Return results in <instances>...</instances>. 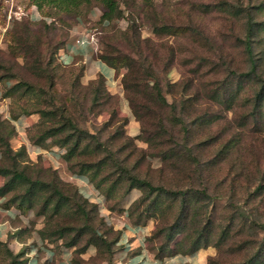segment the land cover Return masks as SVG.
I'll return each mask as SVG.
<instances>
[{
  "label": "rangeland",
  "instance_id": "rangeland-1",
  "mask_svg": "<svg viewBox=\"0 0 264 264\" xmlns=\"http://www.w3.org/2000/svg\"><path fill=\"white\" fill-rule=\"evenodd\" d=\"M115 2L117 9L103 22L102 0H82L71 10L0 0V105L10 115H30L24 132L33 157L27 153L26 161V155L19 156V165L30 176L44 167L41 178L55 168L62 180L76 185L63 158L67 145L53 142L71 133L70 126L44 137L38 145L46 150L31 151L32 139L46 127L63 124L55 107L63 104L64 113L94 135L82 139L74 160H96L111 149L137 176L168 188H186L184 200L168 192L146 197L145 187L127 188L125 173L107 158L97 175L107 174L101 188L89 181L90 197L98 198V216L104 221L97 226L113 229L107 237L125 210L128 222L139 213V223H149L146 246L155 254L182 252L201 231L197 242L213 248L206 264H243L252 256L251 264H264V123L262 116L250 112L257 79L239 74L250 66L243 44L249 19L250 53L264 77V0ZM77 37L88 44L83 56L70 47L79 44ZM112 48L138 58L140 70L130 80L156 77L165 100L148 81L143 89L139 85L132 107L121 82L129 65L121 64L113 68L112 89L103 83L110 95L101 91L94 101L98 72L92 61L98 51ZM41 110L52 112L42 115ZM0 134L6 139L15 134L10 122L4 121ZM186 146L202 161L199 170L191 168ZM0 162L7 165L8 159L3 156ZM9 175L0 174V184ZM201 186L209 196L196 190ZM11 206L16 215L12 227H6L12 233L0 238V264H19L20 257L13 254L26 246L19 241L27 239L64 246L84 258L94 256L96 264H113L94 244L83 246L80 239L65 245L66 236L49 234L46 216L36 212L35 203L28 209ZM103 207L114 210L115 217H107ZM15 232L16 238L11 236Z\"/></svg>",
  "mask_w": 264,
  "mask_h": 264
},
{
  "label": "trees",
  "instance_id": "trees-1",
  "mask_svg": "<svg viewBox=\"0 0 264 264\" xmlns=\"http://www.w3.org/2000/svg\"><path fill=\"white\" fill-rule=\"evenodd\" d=\"M30 1L34 2L39 8H42L43 5L48 4L56 6L59 9L61 8L65 10L77 8L78 5L82 2V0ZM102 1L105 5V8L102 10L100 17L103 22H107L111 16V12L117 9V4L115 0ZM252 26V21L248 19L246 34L245 37H243L244 49L246 51L247 56L249 57L250 66L246 71H243L239 74L254 75L257 79V87L254 90V101L253 105H251L250 112L251 114H257L260 117L262 116V122L264 123V110L261 109L262 104H264V77H262L256 71L257 69L255 65V59L251 56L250 53L249 37L251 36ZM136 44L138 45V43ZM136 53L138 55V47ZM97 57L112 68H117L121 64L129 65L127 71L123 73L121 77V82L123 88L126 90V96L132 107L134 103V94L139 90V85H141V89H143L144 85H146V82L148 81L151 83V86L153 87L156 96L162 101L165 100V98L160 93V86L156 77L148 79L145 78V80H139L137 78L138 76H135L137 79L134 77L131 78L132 80H130V76L132 75V73L140 70L138 68V58H130L128 55L117 51L116 48H112L111 52L109 49L98 51ZM142 69H145V71L143 70L144 72H147L149 70L144 67ZM149 73H151V71H149ZM97 80L98 84L92 88V98L94 101L101 91L104 96L108 97L110 95V93L103 87V83L105 81L102 73H97ZM15 85L16 84L14 83L11 85V87H14ZM4 93L7 94V90L4 91ZM55 107L61 112V115L63 117V124L50 125L46 127L41 133H39L35 138H33L32 141L33 143L41 144V140L44 137L54 135L55 133L62 131L63 127L66 125L70 126L72 128L71 133H67L63 137L54 138L53 142L59 145H67L65 151L63 152V158L67 161L68 168H70L75 175H84L89 181L93 183L94 187L101 188V183L106 180L107 174H103V176L99 178H97V175L102 169V166L105 164L106 159L109 158V160L115 165L116 168L125 173L127 178V188L133 186L145 187L147 192V194H145L146 197H149L152 193H176L180 194L182 200H184V192L186 191V188H168L161 184H153L145 177L137 176L136 174L130 172L128 168L121 163L120 159L117 158V156L114 154V152L111 151V149H106V154L96 158V160H74L73 157L76 153V150L82 146V139L88 135H94L87 131L85 128L78 127L72 117L69 114L64 113L65 106L63 104H56ZM51 112L52 110H41L42 115H46ZM16 115L18 114H12L10 116L15 117ZM111 115H114L113 110L111 112ZM4 121L9 122V120L0 118V127L3 126ZM10 127L12 130H14L13 125L11 123ZM96 142L97 145L102 146L103 144L97 139ZM183 149L185 153L188 154L189 160H191V168L193 170H199L201 168L202 161L198 158V156L192 153L187 146ZM23 154L24 156H27L26 146L24 144H20L17 147L13 148L10 145L8 138H3L0 134V158L6 156V158L8 159L7 165L0 162V174L5 175L10 173V175L0 184V196L3 198L1 201V205L5 208L14 205L18 209H28L32 207V205L35 203L36 212L46 216L45 224L46 227L50 226V230L48 231L49 234H54L55 237L66 236L67 238L64 241L65 245H75V243H78L80 239H83V246L94 244L96 248H102L105 251L106 261H111L112 252L115 248L119 230L114 229L112 235L107 237L106 233L113 230L111 226H107L104 230L99 229V227L97 226V222L104 223V221L102 220V217L98 216L99 208L97 202L89 200L86 195L80 192L76 185L62 180L58 176V173L55 168L47 169L46 178H41L38 176L39 171L44 170V167L42 166L38 168L35 176H30L25 171L24 164L23 166L19 165L18 157H21ZM28 159L29 158L27 156L26 161H30ZM74 167L76 168L74 169ZM118 177L119 176H117L116 178ZM20 182L24 183V186L22 188H19L18 184ZM111 185H113V183H111ZM256 186L257 184L255 185V187ZM196 190L200 191V193L209 196L208 193L204 191V188L202 186L197 187ZM8 191H11V194L5 197V193ZM105 194H108V190L105 191ZM139 218L140 214L138 213L137 216L132 220V223H139ZM262 226H264V224ZM200 234L201 231L197 233L196 238H194L187 246L186 250L182 252L191 251L198 246L201 247L207 245L206 242L201 245L197 242V240H199ZM175 252L176 251H172L170 253ZM13 256L20 257L18 260L19 264L24 263L26 260L25 247L20 248V250L13 254ZM252 257L245 260L243 264H251L253 262L251 261ZM94 258V256L84 258L76 251H74L70 255V261L72 262V264H96L95 262H93ZM230 264L239 263L233 262Z\"/></svg>",
  "mask_w": 264,
  "mask_h": 264
},
{
  "label": "crops",
  "instance_id": "crops-1",
  "mask_svg": "<svg viewBox=\"0 0 264 264\" xmlns=\"http://www.w3.org/2000/svg\"><path fill=\"white\" fill-rule=\"evenodd\" d=\"M75 53L84 55L89 50L88 44L86 42L79 43L76 47L70 46ZM71 57V54L68 55ZM93 71L100 72L104 76V81L109 89H112L113 83V68L107 65L100 59L92 61ZM0 118L9 120L13 125L15 134L18 133V139L14 138V135L8 140L10 145L15 148L20 144L25 146L28 144L25 136V126L30 119L29 114H18L15 117H11L6 109H3L0 105ZM30 143V142H29ZM31 151L34 154H38L46 150L41 145L37 143H31ZM28 149V148H26ZM29 151V149H28ZM30 158L33 155L28 152ZM56 157L57 152L52 151ZM49 159H51L50 155ZM54 160V159H53ZM75 183L80 192L86 195L90 200L94 201L90 196L91 185L87 177L84 175H75ZM2 197L0 196V238H8V231L6 227H12L10 221L15 217L12 207L5 208L1 205ZM97 201L98 198H95ZM103 213L107 217H115L114 210L103 207ZM125 210L122 217L115 219V229L119 230L118 238L115 244V248L112 252V262L113 264H206V256L213 253V248L210 245L198 246L195 249L187 252H175L170 254L158 255L150 251L146 246V235L150 229L149 223H130L125 220ZM4 227V228H2ZM15 227V226H14ZM6 229V230H5ZM9 229V228H8ZM12 233V231H10ZM14 234V235H13ZM11 236L16 238V232ZM26 244L25 246V256L26 260L22 264H72L70 261L71 250L67 247L60 246L55 247L51 243L42 245L39 240L36 243H30L29 239L22 240Z\"/></svg>",
  "mask_w": 264,
  "mask_h": 264
},
{
  "label": "built area",
  "instance_id": "built-area-1",
  "mask_svg": "<svg viewBox=\"0 0 264 264\" xmlns=\"http://www.w3.org/2000/svg\"><path fill=\"white\" fill-rule=\"evenodd\" d=\"M34 15H37V14H34ZM75 41L76 42H78V43H82V42H84V38L83 37H77L76 39H75Z\"/></svg>",
  "mask_w": 264,
  "mask_h": 264
}]
</instances>
